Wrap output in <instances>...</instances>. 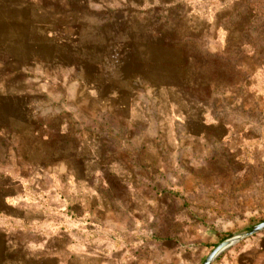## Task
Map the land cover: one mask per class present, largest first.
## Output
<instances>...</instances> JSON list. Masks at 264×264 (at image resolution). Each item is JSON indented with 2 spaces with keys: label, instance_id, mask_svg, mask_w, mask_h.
Segmentation results:
<instances>
[{
  "label": "crops",
  "instance_id": "obj_1",
  "mask_svg": "<svg viewBox=\"0 0 264 264\" xmlns=\"http://www.w3.org/2000/svg\"><path fill=\"white\" fill-rule=\"evenodd\" d=\"M177 1L0 0V71L8 60L15 62L18 75L25 79V83L16 86L19 92L15 95L30 98V104L35 103L32 100L39 98L42 89L47 91L43 96L54 98L48 88L58 83L62 85L57 87H64L69 97L75 90L71 86L74 84L81 89L77 93L82 102L95 113L108 112L110 121L118 128L127 131L136 125L143 127L151 112L191 141L203 142L209 135L214 139L217 129L223 132L228 128L225 111L221 108L216 114L211 103L188 91L192 83L184 80L186 67H179L178 75L176 72V65L191 64L192 57L183 60L184 39L189 37L188 32H183L186 28L193 32L195 17L191 16L186 26L180 25V21L173 30L174 39L167 40L171 27L168 23L175 24L178 17L175 11L168 13L167 5L173 6ZM172 50H180V57ZM208 55L214 53L209 51ZM3 80L19 79L0 73V82ZM63 111L38 120L26 108L24 120L8 125L0 119V130H10L7 137L0 132V255H4L6 241L11 239V225L29 224L37 228L74 222L85 232L112 224L111 216L118 209L126 211V203L134 218L135 212L145 216L148 211L174 208V198L166 193L160 196L150 182L131 169L134 154L126 159L127 163L114 157L98 169L84 167L83 162L88 159H102L93 147L97 139L89 142L87 134L79 131L73 141L71 130L84 128L81 120H66L71 109ZM15 129L26 130L24 134L32 140L33 148L37 147L35 154L42 153L41 158L28 159L18 141L11 144L13 150L8 147L6 139H14ZM158 141L144 137L138 160L143 163L144 152L153 159ZM174 141L168 142L169 146ZM45 144L48 147L43 149ZM126 145L131 148L134 144ZM156 161H160L159 157ZM38 165L41 168L34 170ZM33 177H39L37 182ZM173 213H164L162 217L175 222L178 216ZM259 233L260 245L255 252L264 253V230ZM83 235L85 241L90 240L88 234ZM34 237L38 249L39 238H46L40 250L45 256H54L61 248L67 264H90L94 258V254L84 250L71 251L70 238L64 234L34 233Z\"/></svg>",
  "mask_w": 264,
  "mask_h": 264
},
{
  "label": "rangeland",
  "instance_id": "obj_2",
  "mask_svg": "<svg viewBox=\"0 0 264 264\" xmlns=\"http://www.w3.org/2000/svg\"><path fill=\"white\" fill-rule=\"evenodd\" d=\"M168 5V13L175 11L178 16L175 24L168 23L171 26L167 30L168 41L174 39L180 21V25L186 26L195 17L193 32L187 28L183 32L189 34L184 39L183 60L192 57L191 64L176 65L177 75L179 67L182 70L186 67L184 80L192 83L188 91L211 103L216 114L223 108L229 120L228 128L223 132L217 129L214 139L209 135L205 141L195 142L150 112V120L144 118L147 123L143 127L136 125L127 132L110 121L108 112L95 113L89 104H84L77 93L80 87L74 84L71 86L75 90L69 97L64 87H57L62 85L58 83L48 88L54 98L43 96L47 91L42 89L39 98L34 97L35 103L30 104V98L15 95L19 92L16 86L25 83V79L18 75L15 62L8 60L0 73L19 80L0 82L1 120L8 125L24 120L26 108L38 120L71 109L65 115L66 120H81L84 128L71 130L73 141L79 131L87 134L89 142L96 138L93 147L102 156L101 160L96 157L84 161V167L98 169L114 157L127 163L126 159L134 154L131 169L150 182L160 196L174 198V208L148 211L145 216L135 212L134 218L126 203V211L118 209L111 216L112 224L85 232L74 222L37 228L29 224L11 225V239L6 241L7 249L0 255V264H67L66 253L61 248L54 256L42 254L40 250L46 238L44 241L39 238L38 249L34 233L68 236L71 251L94 254L90 264H201L221 241L244 234L264 221V0H178L175 5ZM209 51L214 55H208ZM180 52H175L176 57H180ZM39 68L45 73L44 67ZM25 131L13 130L14 139H6L8 147L13 150L11 144L18 141L28 159L41 158L42 153L35 154L37 147L33 148ZM0 132L7 137L10 130ZM147 136L159 140L156 155L160 161L146 152L143 163L138 160L140 144ZM172 139L175 141L169 146ZM126 142L134 145L128 148ZM46 147L43 145V149ZM39 168L40 165L34 170ZM37 179L33 177V181ZM171 212L177 214V221L162 217ZM83 234H88L90 240L85 241ZM256 234L237 241L211 264H264V253L255 252L260 245V233Z\"/></svg>",
  "mask_w": 264,
  "mask_h": 264
},
{
  "label": "water",
  "instance_id": "obj_3",
  "mask_svg": "<svg viewBox=\"0 0 264 264\" xmlns=\"http://www.w3.org/2000/svg\"><path fill=\"white\" fill-rule=\"evenodd\" d=\"M263 230H264V221L252 226L251 229L244 234L235 235L227 239H224L208 253V255L205 257V259L201 264H211L225 249H227L237 241L252 236Z\"/></svg>",
  "mask_w": 264,
  "mask_h": 264
}]
</instances>
